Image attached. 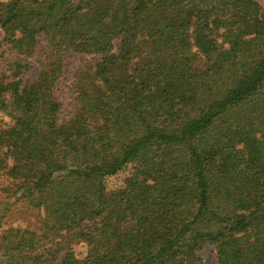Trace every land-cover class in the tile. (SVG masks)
I'll use <instances>...</instances> for the list:
<instances>
[{"label": "trees", "instance_id": "obj_1", "mask_svg": "<svg viewBox=\"0 0 264 264\" xmlns=\"http://www.w3.org/2000/svg\"><path fill=\"white\" fill-rule=\"evenodd\" d=\"M262 1L0 0L4 43L51 50L30 84L29 61L0 69V108L28 110L0 126V197L58 204L0 228V264H201L207 244L264 264ZM103 37L67 111L64 56Z\"/></svg>", "mask_w": 264, "mask_h": 264}, {"label": "rangeland", "instance_id": "obj_2", "mask_svg": "<svg viewBox=\"0 0 264 264\" xmlns=\"http://www.w3.org/2000/svg\"><path fill=\"white\" fill-rule=\"evenodd\" d=\"M261 2L263 3L262 0ZM3 36V31L0 28V69H4L8 61H13L15 59L27 60L32 64V69L24 76V84L32 83L38 76L41 68V62H43L51 53L47 42L41 37L34 50L33 56L28 58L21 55L18 51H16V49L12 48L10 44L4 43L2 41ZM116 44L117 41L109 42L107 38L103 37L100 39L98 44L93 46L90 53L84 54L70 52L65 54L64 72L57 82L55 92L64 103V107L67 111L70 110V107L73 106L75 101L77 72L86 64H94L98 59H100L101 54L99 50L104 47L115 49ZM114 99L115 97L108 102V106L111 110L114 109ZM16 117L28 118V110L21 100L8 103L4 107L0 108V126L5 127L13 124ZM121 182L122 176L111 177L108 179L110 188L119 186ZM1 197L3 202L8 204V207L0 219V228H8L11 226L38 228L42 224L47 211H58V204L56 202H50L39 209H32L26 204H23V200L12 201L9 194L4 193ZM200 255L203 258L201 264H217V251L213 245H205L200 251Z\"/></svg>", "mask_w": 264, "mask_h": 264}]
</instances>
